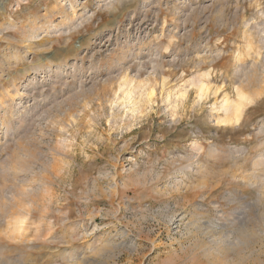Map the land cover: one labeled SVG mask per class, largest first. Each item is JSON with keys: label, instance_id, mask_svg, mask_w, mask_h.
<instances>
[{"label": "rangeland", "instance_id": "obj_1", "mask_svg": "<svg viewBox=\"0 0 264 264\" xmlns=\"http://www.w3.org/2000/svg\"><path fill=\"white\" fill-rule=\"evenodd\" d=\"M0 264H264V0H0Z\"/></svg>", "mask_w": 264, "mask_h": 264}]
</instances>
